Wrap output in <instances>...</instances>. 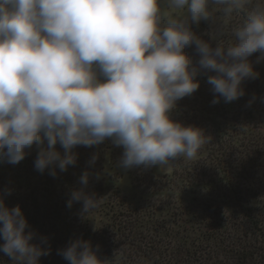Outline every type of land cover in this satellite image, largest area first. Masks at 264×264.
Segmentation results:
<instances>
[{"label": "clouds", "instance_id": "obj_1", "mask_svg": "<svg viewBox=\"0 0 264 264\" xmlns=\"http://www.w3.org/2000/svg\"><path fill=\"white\" fill-rule=\"evenodd\" d=\"M239 13L243 22L231 26ZM201 21L209 39L193 31ZM258 51L264 57V0H0V160L19 164L35 148L34 168L56 177L76 164L75 148L106 140L123 149V169L194 159L207 137L174 118L177 102L196 92L201 73L212 103L240 98L258 75ZM89 180L84 171L67 202L82 201V214L100 203L84 190ZM28 229L22 208L0 196V252L13 264L47 254ZM58 254L68 264L104 262L83 239Z\"/></svg>", "mask_w": 264, "mask_h": 264}, {"label": "trees", "instance_id": "obj_2", "mask_svg": "<svg viewBox=\"0 0 264 264\" xmlns=\"http://www.w3.org/2000/svg\"><path fill=\"white\" fill-rule=\"evenodd\" d=\"M192 28L210 38L209 21ZM185 52L195 65L194 46ZM250 60L258 75L243 83L240 98L212 103L216 94L201 73L196 92L177 102L174 118L203 129L207 143L196 158L174 160L163 177L153 168L124 171L123 149L110 140L75 148L76 164L56 177L34 168L36 155L15 165L0 160V196L22 208L32 242L47 253L40 264H68L58 253L76 239L89 241L103 264H264V57L258 51ZM84 171V190L100 200L89 214L81 213L82 201L67 206ZM121 179L133 195H123ZM0 264L13 260L0 252Z\"/></svg>", "mask_w": 264, "mask_h": 264}, {"label": "rangeland", "instance_id": "obj_3", "mask_svg": "<svg viewBox=\"0 0 264 264\" xmlns=\"http://www.w3.org/2000/svg\"><path fill=\"white\" fill-rule=\"evenodd\" d=\"M219 15V14H218ZM233 19L231 18V20H230V25L231 26H235V25H237V24H239L240 22L242 23V21H241V18L240 17H236L235 15H233ZM240 21V22H239ZM232 23L234 24V25H232ZM225 38H227V37H225ZM36 149L34 148L28 155H30V156H35L36 155ZM106 157H107V159H106ZM106 157H105V163L107 164L108 162H109V153H107L106 154ZM173 162L174 161H170L169 162V164L168 165H166V166H158V167H153V170H154V172L156 173V174H158L159 175V177H163V176H165V175H168L167 173H169L170 171H171V168H172V164H173ZM108 169H109V167H108ZM124 171H126L125 169H124ZM113 174H115V173H113ZM170 174V173H169ZM117 185L118 186H120L119 185V182L117 183ZM122 189V193H123V195H127V196H130V195H133V190H130V184H129V182H128V180L127 179H125V181L123 180V179H121V186H120ZM173 194L176 196V197H180V195L182 194V191L180 190V189H173ZM178 199V198H177ZM176 199V200H177Z\"/></svg>", "mask_w": 264, "mask_h": 264}, {"label": "crops", "instance_id": "obj_4", "mask_svg": "<svg viewBox=\"0 0 264 264\" xmlns=\"http://www.w3.org/2000/svg\"><path fill=\"white\" fill-rule=\"evenodd\" d=\"M171 171H172V168H171ZM171 171L169 173H171ZM169 173H167V174H169Z\"/></svg>", "mask_w": 264, "mask_h": 264}]
</instances>
